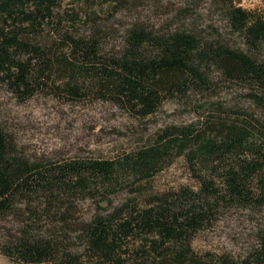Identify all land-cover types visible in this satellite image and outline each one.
Returning <instances> with one entry per match:
<instances>
[{"label":"trees","instance_id":"16d2710c","mask_svg":"<svg viewBox=\"0 0 264 264\" xmlns=\"http://www.w3.org/2000/svg\"><path fill=\"white\" fill-rule=\"evenodd\" d=\"M102 2L114 16L133 17L146 2L164 5L168 26L134 22L123 47L107 51L104 25L82 32L63 0H0V84L20 100L39 92L96 97L146 118L169 97L216 90L219 79L246 88L259 112L209 101L197 122L167 126L122 158L64 162L27 157L0 123L1 253L21 264H264V10L238 0L81 1ZM208 11L222 27L200 25ZM227 35L240 36L244 48ZM178 157L187 158L197 189L81 216L80 198L132 189ZM239 212L256 223L244 256L194 251L198 232Z\"/></svg>","mask_w":264,"mask_h":264},{"label":"rangeland","instance_id":"374dc122","mask_svg":"<svg viewBox=\"0 0 264 264\" xmlns=\"http://www.w3.org/2000/svg\"><path fill=\"white\" fill-rule=\"evenodd\" d=\"M81 1L63 0L64 14L69 17L78 15L81 21L77 26L82 32L90 29L94 23L104 25L107 51H119L123 47L124 32L134 22L145 26L154 25L158 30H165L168 26L164 5L161 7L146 2L141 5L139 16L133 17L128 10L114 16L108 7L110 2L88 8ZM238 2L247 9L264 10V0ZM199 21L203 28L209 24L220 27L224 24L215 11L205 12ZM227 40L234 47L244 48L245 42L240 36L227 35ZM215 82L216 90L212 92H189L186 99L169 97L157 113L146 118H137L123 106L96 97L74 101L55 92H39L26 100H20L0 84V123L9 129L19 149L32 160L64 162L74 159H118L151 142L167 126L197 122L201 117L200 112L209 101L259 112L249 101L246 88L219 79ZM184 187L197 189L199 183L187 158L178 157L150 181L142 182L132 189L122 188L111 193L107 199L92 196L80 198V214L86 218L97 210H105L110 204L113 207L120 206L131 198L144 201L153 195L178 192ZM251 222L250 217L243 212L224 215L198 232L192 247L201 256L210 252L240 258L255 243L253 230L256 223ZM3 233L5 231L0 230V237ZM0 264L21 263L14 262L0 251Z\"/></svg>","mask_w":264,"mask_h":264}]
</instances>
